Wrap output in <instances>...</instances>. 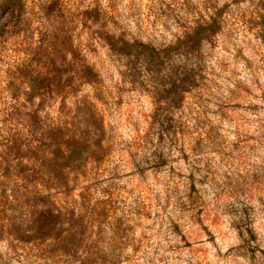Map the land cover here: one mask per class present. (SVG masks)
<instances>
[{
  "label": "rangeland",
  "instance_id": "1",
  "mask_svg": "<svg viewBox=\"0 0 264 264\" xmlns=\"http://www.w3.org/2000/svg\"><path fill=\"white\" fill-rule=\"evenodd\" d=\"M0 264H264V0H0Z\"/></svg>",
  "mask_w": 264,
  "mask_h": 264
},
{
  "label": "trees",
  "instance_id": "2",
  "mask_svg": "<svg viewBox=\"0 0 264 264\" xmlns=\"http://www.w3.org/2000/svg\"><path fill=\"white\" fill-rule=\"evenodd\" d=\"M207 27L209 26H198L189 36H187L186 39H182L179 41L181 42V44L184 45L185 51H191L192 45H194L195 43H197L199 40L203 38V33L205 29H208ZM214 31H216V29ZM133 46L137 47L141 53L146 54L147 56L151 58H159L161 54L168 53L167 49L157 48L155 45L151 43H146L144 41H135L133 42ZM77 148L78 147L76 145L74 148V151H76Z\"/></svg>",
  "mask_w": 264,
  "mask_h": 264
}]
</instances>
